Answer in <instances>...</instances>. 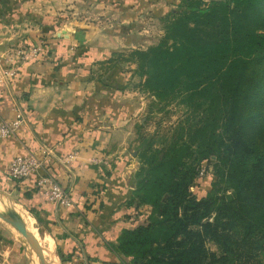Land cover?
<instances>
[{
	"label": "trees",
	"instance_id": "1",
	"mask_svg": "<svg viewBox=\"0 0 264 264\" xmlns=\"http://www.w3.org/2000/svg\"><path fill=\"white\" fill-rule=\"evenodd\" d=\"M170 15L162 40L127 60L155 99L180 97L195 115L162 148L139 136L126 204L151 211L110 248L121 264H262L264 0H180ZM203 163L213 177L197 198Z\"/></svg>",
	"mask_w": 264,
	"mask_h": 264
},
{
	"label": "crops",
	"instance_id": "2",
	"mask_svg": "<svg viewBox=\"0 0 264 264\" xmlns=\"http://www.w3.org/2000/svg\"><path fill=\"white\" fill-rule=\"evenodd\" d=\"M99 1L0 0V57L9 56L7 65L15 69L0 84V121L14 120L16 110L24 115L15 133L0 140V191L13 195L51 238L61 264H121L110 245L148 216L147 206L140 212L126 204L140 167L130 143L141 109L133 111L97 74L98 66L134 44L98 25ZM41 40L46 46L25 62L9 54ZM29 154L48 160L13 181L10 162ZM43 176L68 192L70 208L45 199L36 187ZM19 203L9 202L24 213ZM3 220L18 235L10 214ZM18 253L17 243L0 232V264H21ZM29 254L35 256L32 248Z\"/></svg>",
	"mask_w": 264,
	"mask_h": 264
},
{
	"label": "rangeland",
	"instance_id": "3",
	"mask_svg": "<svg viewBox=\"0 0 264 264\" xmlns=\"http://www.w3.org/2000/svg\"><path fill=\"white\" fill-rule=\"evenodd\" d=\"M211 1L213 0H204L205 3ZM179 6L180 0L99 1L98 15L96 17L98 25L107 27L118 37H126L128 41L134 44V48L121 47L122 49L120 48L121 50L118 53H121L123 58L118 57L117 59L115 58L116 60L113 63L98 66L97 74L109 79V87H112L109 90H113L112 92L114 93H120L118 94L119 98H121L120 100L129 103L132 110L133 108H135V111L141 109L142 114L133 118V135H131L130 143L131 149L136 156H138L139 150L137 151V147L139 148L138 145L141 141L140 135L144 140L151 141L152 149L162 148L175 140L176 128L185 124L186 120L188 121L195 115L187 103L182 102L180 97L166 101L155 99L151 92L142 87L144 77L137 73L136 65L127 60V55L131 50H145L162 40L167 31V26L173 18L170 13L171 11H177ZM140 124H143V127H139ZM212 177L213 169L211 165L203 163L191 187V192L197 198L204 197L210 190ZM6 194L15 200L13 195ZM144 207L139 208L140 212H145ZM150 211L151 207H148L146 214H149ZM23 212L26 214L25 211ZM141 214L144 216V213ZM26 215L30 218V215ZM1 220L0 232L6 234L7 239L12 244L17 243L21 264H34L35 259H30V248L24 243V239L6 226L4 220ZM209 248L217 252V248L213 244L209 245ZM56 258L58 264H61L58 256ZM260 260L264 264V253L260 256Z\"/></svg>",
	"mask_w": 264,
	"mask_h": 264
},
{
	"label": "built area",
	"instance_id": "4",
	"mask_svg": "<svg viewBox=\"0 0 264 264\" xmlns=\"http://www.w3.org/2000/svg\"><path fill=\"white\" fill-rule=\"evenodd\" d=\"M44 45V41H40L37 46L32 47H13L9 54L21 62L35 57ZM11 59L9 56L0 57V84L6 85L11 77L15 75V69L9 68ZM8 64V65H7ZM24 123V115L20 110H16L15 118L12 121H0V140L8 138L13 135L20 125ZM46 157L39 160L33 155L16 156L9 164V174L13 181H20L27 178L30 174L40 169ZM95 161V160H93ZM36 187L44 195L45 199L54 204L58 208H70L72 206V199L59 184L53 181L49 176H43L38 179Z\"/></svg>",
	"mask_w": 264,
	"mask_h": 264
},
{
	"label": "bare ground",
	"instance_id": "5",
	"mask_svg": "<svg viewBox=\"0 0 264 264\" xmlns=\"http://www.w3.org/2000/svg\"><path fill=\"white\" fill-rule=\"evenodd\" d=\"M12 203L15 202L12 201ZM10 207L12 208V206L8 202V198H0V219L6 218L11 213ZM14 212L17 218H21V222L24 224L27 231L34 236L33 238L37 246V249L33 250V253L35 255L33 257L35 259L34 264H58L54 254L53 241L48 236H44V234L39 231L34 220H32L31 217V219L28 218L26 214L20 213V211H17L16 209H14ZM18 236L22 238L19 232Z\"/></svg>",
	"mask_w": 264,
	"mask_h": 264
},
{
	"label": "water",
	"instance_id": "6",
	"mask_svg": "<svg viewBox=\"0 0 264 264\" xmlns=\"http://www.w3.org/2000/svg\"><path fill=\"white\" fill-rule=\"evenodd\" d=\"M6 197L8 198V202L14 201L16 203V200L12 199V197L10 195H7L5 192L0 191V198ZM20 204V203H19ZM21 205V204H20ZM22 206V205H21ZM23 207V206H22ZM24 211L29 214V212L23 207ZM10 220L11 222L15 225V227L17 228V230L19 231L20 235L22 236V238H24L25 240V244L27 246H29L30 248H32L33 250L37 249L36 244L34 243V240L32 238V235L30 234V232L27 231L26 227L24 226V224L17 218L15 212H14V208L10 207Z\"/></svg>",
	"mask_w": 264,
	"mask_h": 264
}]
</instances>
